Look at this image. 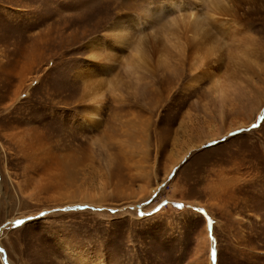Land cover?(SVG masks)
Listing matches in <instances>:
<instances>
[{"label": "rangeland", "instance_id": "1", "mask_svg": "<svg viewBox=\"0 0 264 264\" xmlns=\"http://www.w3.org/2000/svg\"><path fill=\"white\" fill-rule=\"evenodd\" d=\"M0 264H264V0H0Z\"/></svg>", "mask_w": 264, "mask_h": 264}, {"label": "bare ground", "instance_id": "2", "mask_svg": "<svg viewBox=\"0 0 264 264\" xmlns=\"http://www.w3.org/2000/svg\"><path fill=\"white\" fill-rule=\"evenodd\" d=\"M217 8H218V9H223V8L220 7V5H218ZM137 52H138V55L141 54L140 49H139V51H137ZM218 86H219V89H218L219 92L222 93V92L224 91V88L222 87L221 84H218ZM92 100H93V98H92ZM92 100H91V101H92ZM94 100H95V99H94ZM97 101H98V100H97ZM96 103H97V102H96ZM89 111H90V110H89ZM88 114H89V113H88Z\"/></svg>", "mask_w": 264, "mask_h": 264}]
</instances>
